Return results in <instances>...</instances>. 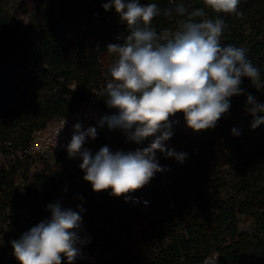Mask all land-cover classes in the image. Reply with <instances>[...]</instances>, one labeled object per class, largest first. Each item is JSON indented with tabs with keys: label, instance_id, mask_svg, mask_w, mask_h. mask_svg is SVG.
Returning a JSON list of instances; mask_svg holds the SVG:
<instances>
[{
	"label": "trees",
	"instance_id": "obj_1",
	"mask_svg": "<svg viewBox=\"0 0 264 264\" xmlns=\"http://www.w3.org/2000/svg\"><path fill=\"white\" fill-rule=\"evenodd\" d=\"M105 2L56 0L39 14L35 28L0 8V145L5 154L0 163V264H19L9 254L11 241L49 218L47 205L57 195L64 197L63 208L75 211L81 206L82 218L92 230L94 262L75 264H213L205 263L207 259L264 264V124L253 129V117L244 111L247 94L264 103V89L258 91L247 78L241 84L245 94L230 98L229 113L214 129L193 132L182 114L173 118L178 122L166 145L188 156L178 163L156 153L159 164L170 170L156 173L149 184L131 194L148 192L147 212L129 206L123 196L110 195V190L94 192L80 165L61 154L52 155L34 171L27 159L6 158L10 150L27 146L34 130L79 106L94 91L100 93L96 104L106 106L109 67L115 59L107 45L123 43L130 29L114 7L105 11ZM139 2L169 6V0ZM185 2L190 8H205L202 0ZM205 11L208 18L218 16L228 26L221 44L246 49L264 80V0H240L242 15ZM152 28L158 34L175 31L178 21L160 16ZM114 113L112 109L109 115ZM232 128L239 135H233ZM151 139L136 144L127 141L122 131L107 129L95 151L103 146L135 151L147 147ZM4 142L10 143V150ZM136 215L144 220L138 248L119 230L121 224L114 226L115 221ZM241 217L250 221L251 231L239 229ZM95 222L98 225L93 227ZM104 225L109 229L97 244Z\"/></svg>",
	"mask_w": 264,
	"mask_h": 264
},
{
	"label": "clouds",
	"instance_id": "obj_2",
	"mask_svg": "<svg viewBox=\"0 0 264 264\" xmlns=\"http://www.w3.org/2000/svg\"><path fill=\"white\" fill-rule=\"evenodd\" d=\"M216 14L242 15L240 0H202ZM105 11L115 8L126 21L130 34L121 44L107 45L115 54L109 67L111 80L105 89V104L114 114H105L96 126L85 129L73 126L66 151L70 158H80L83 179L94 192L109 191L129 201L131 194L150 183L158 172L170 169L159 164L156 153L183 163L188 154L169 148L166 142L174 135L173 119L183 115L185 126L193 132L214 129L229 113L231 99L244 93V78L258 91L264 80L258 67L247 58L246 49L222 45L221 37L228 27L222 18H208L205 8H190L185 0H169L161 8L157 3L144 5L139 0H108ZM176 19L175 31L157 33L155 18ZM244 111L253 117L251 127L264 124V103L247 94ZM66 123V122H65ZM122 131L127 141L147 147L135 151L113 152L108 146L95 154L84 148L88 138L95 140L97 128ZM233 135H239L236 128ZM63 208L59 201L47 205L50 217L40 221L11 241L13 255L19 264H72L84 241L78 232L84 209Z\"/></svg>",
	"mask_w": 264,
	"mask_h": 264
},
{
	"label": "built area",
	"instance_id": "obj_3",
	"mask_svg": "<svg viewBox=\"0 0 264 264\" xmlns=\"http://www.w3.org/2000/svg\"><path fill=\"white\" fill-rule=\"evenodd\" d=\"M99 92L94 91L93 95L79 106L68 111L65 115L54 117L51 120L47 121L44 126L34 130L31 133V139L27 146L20 148L19 150L13 152L10 150L9 142H4L3 145L6 146L10 151L6 155L8 159H15L16 157L27 159L30 163V170L34 171L41 165L45 160H48L54 154H61L63 157H67L73 160L75 163L80 165L82 160L80 158H70L68 152L66 151V145L70 142L71 135L73 132V126L76 123H81L82 126L87 129L89 126H96L97 121L105 114H109L112 109H109L107 106L100 107L96 104L99 98ZM66 122V123H65ZM105 125L103 128H97V137L95 140L91 138L87 139V142L84 144V148L90 149L91 152L95 154V146L97 141L101 136L104 135L107 130ZM110 134H107V136ZM1 144V140H0ZM118 151L117 148L113 147V152ZM0 157H5V154L0 145ZM64 197L62 195H57L55 202H62ZM150 196L146 191L145 194L132 195V198L128 201L129 206H132L140 211L150 208ZM80 229H83L85 233L88 234L87 242L78 245L79 255L75 258L72 264H75L79 261H88L94 262V257L90 254V247L93 244V234L91 229L85 223L82 218V223ZM79 229V231H80ZM79 236L80 233L78 232ZM82 239V238H81ZM83 240V239H82ZM84 246L82 250L81 247ZM205 263H215L211 259H207ZM62 264H68L67 259L62 260Z\"/></svg>",
	"mask_w": 264,
	"mask_h": 264
},
{
	"label": "rangeland",
	"instance_id": "obj_4",
	"mask_svg": "<svg viewBox=\"0 0 264 264\" xmlns=\"http://www.w3.org/2000/svg\"><path fill=\"white\" fill-rule=\"evenodd\" d=\"M55 4L56 0H0V8L3 10V12L17 18L22 24L28 25L32 28L37 27V19L39 14L44 10L51 9ZM114 137L115 134L110 135V139ZM59 158V162H63L62 157ZM50 161L52 162L53 159H50ZM0 163H4L3 157H0ZM16 181H20L19 176H17ZM143 211L146 212V210ZM21 214L25 216L26 212L21 211ZM118 224H121L119 230H124L126 232V236H130V243L133 244L135 248H138L141 244L142 227L144 225L142 216L136 215L134 217H127L121 222H114V226H118ZM97 225L98 224L96 222L93 223V227ZM238 227L242 231H251L250 221L244 219L243 217L240 218ZM108 229L109 226H103L97 239V244L101 243L103 233ZM96 251H99V249H96ZM9 254L13 255V251H11Z\"/></svg>",
	"mask_w": 264,
	"mask_h": 264
},
{
	"label": "bare ground",
	"instance_id": "obj_5",
	"mask_svg": "<svg viewBox=\"0 0 264 264\" xmlns=\"http://www.w3.org/2000/svg\"><path fill=\"white\" fill-rule=\"evenodd\" d=\"M79 233H80V237L83 239V241L84 242H87V240H88V234L85 233L83 229H80Z\"/></svg>",
	"mask_w": 264,
	"mask_h": 264
},
{
	"label": "water",
	"instance_id": "obj_6",
	"mask_svg": "<svg viewBox=\"0 0 264 264\" xmlns=\"http://www.w3.org/2000/svg\"><path fill=\"white\" fill-rule=\"evenodd\" d=\"M81 249L83 250L84 249V246H82Z\"/></svg>",
	"mask_w": 264,
	"mask_h": 264
}]
</instances>
